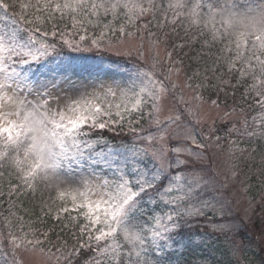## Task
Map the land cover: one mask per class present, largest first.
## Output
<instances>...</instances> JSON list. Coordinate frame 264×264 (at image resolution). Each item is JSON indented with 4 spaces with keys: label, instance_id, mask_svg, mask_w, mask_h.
I'll return each instance as SVG.
<instances>
[{
    "label": "snow or ice",
    "instance_id": "obj_1",
    "mask_svg": "<svg viewBox=\"0 0 264 264\" xmlns=\"http://www.w3.org/2000/svg\"><path fill=\"white\" fill-rule=\"evenodd\" d=\"M16 8L20 12L9 15ZM29 9L40 15L29 18ZM0 10L11 21L0 28V168L12 171L30 198L39 199L37 188L56 191L66 213L65 197L70 196L72 211L85 221L75 225L80 234L72 251L57 246L56 253L49 251L46 264H166L179 248L196 243L185 242L184 229L220 203L209 187L215 189L216 183L223 187L217 176L196 168L202 152L220 144L216 120L232 115L227 105L220 114V93L227 97L231 89L235 97L243 87L251 102L259 105V131L245 119L242 127L233 125L229 135L264 139V0H35L34 4L0 0ZM169 11L176 21L183 18L197 26V35L210 33L211 41L204 40L202 47L215 48L213 66L221 59L228 66L223 76L208 81L217 99L205 112H201L202 95L192 98L199 103L185 100V107H180L170 74L146 64L143 52L130 69L103 60L90 64L86 57L57 59L64 47L128 56L113 47L111 37L133 36L129 29L139 20L151 17V24L158 13L167 20ZM57 13L61 20L71 19L74 28L77 17L81 25L95 18L99 36L90 43L81 36L88 45L82 47L65 39L64 31L53 24L50 40L41 25ZM109 15L112 20L102 24ZM156 42H161L159 37ZM167 55L171 61L172 53ZM117 71L126 77L102 79ZM74 77L93 83L77 85ZM145 120L150 124L146 134L137 130ZM96 129L115 132L118 142H109ZM13 188L20 192L21 184L10 182L9 191ZM214 231L223 232L225 226L215 225ZM41 236L48 239L47 232L33 233V239L0 233V264H22L25 253L44 252Z\"/></svg>",
    "mask_w": 264,
    "mask_h": 264
},
{
    "label": "rangeland",
    "instance_id": "obj_2",
    "mask_svg": "<svg viewBox=\"0 0 264 264\" xmlns=\"http://www.w3.org/2000/svg\"><path fill=\"white\" fill-rule=\"evenodd\" d=\"M4 2L11 4L13 3V0H4ZM16 2L28 3L29 0H16ZM31 3L34 4L35 0H31ZM15 10L17 9H12V11ZM29 11L32 12L31 9H29ZM33 13L35 15H33L32 18L40 15V13L37 12ZM27 14L28 13H26V15ZM44 15L47 14L45 13ZM157 15L158 19H152L151 24H148V20L151 19V17H148L147 19L139 20L136 27H130L129 30L134 33L133 36H120L118 40L115 37H111L114 42L113 47H120L123 52L129 53L128 56L117 57L114 55V51L112 50L101 51L93 49L86 52L81 51L80 53H86L82 57L88 58L87 62L90 64H96L103 60L105 63L118 64L122 65L124 68L130 69L132 61L137 59L140 52H143L146 64H155L157 72L163 71L164 74H170V83L176 85V87L173 89V94L180 107H185V100L191 101L193 104L199 103V101H195L192 98L193 96L202 95L203 103L201 112L207 111L212 107L211 100H216L217 97L213 96V91L208 92V94L204 93V88L210 89V87L207 86L208 81H215L219 78L216 75L213 76L211 72L208 73L207 70H214L216 68H225L228 70L227 64L223 59H221L217 65L213 66L212 56L213 54L218 55L214 47L211 48V51L208 47H203V50H194L195 54L197 55V60L200 62V68L203 69V71L206 70V72H203L202 74L201 70L199 69V72H193V75L190 77L186 70L182 68L181 61L178 60V56L181 55L177 53V49H174L175 53L172 55V59L170 61L167 55L169 53L168 48H166L164 44H177L178 47L174 48H184L185 44L189 43L191 39L203 38L205 40L211 41V34L209 33L203 36H196L199 32V28L195 25L190 26L189 23H187L183 18L179 21H176L171 11H169L167 14V20H165L160 13ZM54 20L59 25L60 29L64 31L65 39H68L73 43L80 44L82 47H87L88 45L84 41H81V36H84L85 41L88 43H90L92 38L99 36L100 28L95 25V18H92V23H88V21L85 20L83 25H81L80 18L77 17L75 28L73 27V21L71 19L66 17L65 19L61 20L59 13L56 14V18ZM111 20L112 16L109 15L107 18L102 20V24H107ZM3 21L4 16L0 15V25ZM145 24H148L147 28L143 27ZM0 28H4V26H0ZM104 31L107 34V29H104ZM149 33H152V35H149ZM165 34H167V36H165ZM157 37L160 38V43L156 42ZM181 37H186L184 39V43L181 42V40L178 42V39H181ZM59 39L60 36L58 35L57 40ZM107 39H109L108 35L105 37V40ZM194 42L198 41L195 40ZM203 42H200L196 45L190 43V45L198 47L200 45L202 46ZM232 47L235 48V45L233 44ZM63 49V51L73 52L67 47H64ZM241 50L243 51L244 49L242 48ZM225 55L229 56L231 54L225 53ZM161 65L163 68H161ZM126 75L127 73L117 71L111 76L102 77V79L110 82L113 78L121 79L126 77ZM197 75L199 78H197ZM206 77H208L209 80L208 78L205 79ZM228 79L230 80L231 78ZM73 80L77 85H79L81 81L84 83H93V81L89 80L87 77H82L81 80H77L74 77ZM202 82L205 85L203 88L199 87ZM95 83L98 85L99 82L97 81ZM189 84L192 85V87H188ZM92 90L93 89L91 87L87 88L88 92H91ZM211 94V99H208ZM247 101V105H250L251 99L248 98ZM168 103H172V101L169 100ZM219 103L220 114H223L225 105H227V111L231 112L232 115L224 120L217 119L214 125L215 128L221 126V124H224V127L229 130L233 127V125H235L237 128H240L246 119V114H251L252 116L250 117L248 123L250 125L254 123V127L257 129V131H259V105H257L255 108V113H247L246 110H244L242 114H240V111L235 110L233 112L235 107H231V105L227 104L225 100H219ZM148 110V108H145V113H147ZM113 113H115V109H113ZM212 114L216 115L215 109H212ZM145 122L147 123V128L144 126L140 128L139 126L137 130L140 131L143 129V132L146 134L147 131L150 130V124L146 120ZM208 125L213 126L211 121L208 122ZM128 127V125L125 127V132H127ZM219 132L220 130L217 129L216 134ZM104 133L106 134L104 135L106 137H109L110 135L115 137L116 135L115 132H109L108 130ZM205 133H208L207 127L203 128V134ZM130 138L131 134L128 133L126 139ZM227 138L228 141L225 143H220L219 146L213 145L208 148L206 153L202 152V158L197 160V170L210 172L211 174L217 176L218 180L223 183V187H221V183H216L215 189H213L211 186L209 187V193L212 196H215L220 201V203L216 204L214 209L209 210L205 217H199L202 220H198L197 218L192 219L191 228L184 229L185 242H187L189 239L186 235L190 232L196 233L197 230H202L200 231L202 233L206 231L211 232L208 234H201V237L197 239L190 238L194 239L196 243L190 245L187 249L179 248L177 252L166 258V264H251L252 261H256V252L252 248L253 242L251 244H244V238L235 237V239L231 240V242L221 243L215 237H212V234L219 232L214 231L215 225H224L226 229L224 232H227L231 229L241 228V222H244L245 224L248 222L251 224L253 217H255L257 214H260L257 213L256 207L258 203L254 199L260 190V197H264V190L262 191L258 183L252 181L250 178L251 176L254 177L253 175H264L262 167L256 165L257 163L264 162V139H260L259 136L241 137L236 133H232ZM117 139L119 140V137H116L114 140ZM233 165H235L234 168L232 167ZM2 170L3 172L0 171V174H2L0 175L1 184L6 182L12 183L13 181L19 184L18 182L20 181L17 180L16 175L12 171L6 170L5 168H2ZM20 183L22 184V182ZM24 189L26 191L25 200L32 210H43L47 213L55 215L63 212V201L56 191H51L43 187L37 188V196H39L38 199L36 196L30 198L27 194L28 190L26 188ZM65 199L69 201L66 206L69 209H72L70 196L65 197ZM260 217H262V214ZM15 232L16 230L13 228V226L9 224V222H5L2 216H0V233H3L5 236H7L9 233ZM247 236L248 238L256 240L259 245L264 247V233H257L256 235L250 233V236ZM40 239L44 240V237L41 236ZM46 249L49 250L48 247H45L44 252L35 251L25 253L22 264H30V262L31 264H46L50 251H47ZM72 249V247L67 246L65 250L66 252H71Z\"/></svg>",
    "mask_w": 264,
    "mask_h": 264
},
{
    "label": "trees",
    "instance_id": "obj_3",
    "mask_svg": "<svg viewBox=\"0 0 264 264\" xmlns=\"http://www.w3.org/2000/svg\"><path fill=\"white\" fill-rule=\"evenodd\" d=\"M185 39V38H184ZM183 38L178 39L179 40H184ZM177 49V52L179 53L180 51H182L180 53V55L184 54V51L182 50L183 48H175ZM184 49H190L188 47L185 46ZM192 50V49H191ZM188 55L192 54V59L191 61H194L193 59H195V54L192 53V51L187 53ZM193 67L191 66V69H196L197 66H199V63H192ZM211 74H213V76H223L225 73L220 71V70H210ZM209 73V72H208ZM225 78V77H224ZM215 79V77H214ZM242 88V87H241ZM242 90V89H241ZM217 95V94H216ZM245 99V94H243L241 91L236 90L235 91V97H233V92L231 89L228 90V94L227 97H225L224 93H220V100H225L226 102H233L236 106L241 107L242 106V100ZM257 214L255 217H253L251 224L250 223H242V229L237 230V232H222L219 234L218 237H220L222 239V241L225 240H232V238L237 237V238H244V244H251L253 242L252 248L255 250L256 252V261L255 263L257 264H263L264 263V247H262L261 245H259V243L256 242V240H253L252 238H248L247 235L250 236V233L252 234H263L264 233V198H261V200L259 201L258 205H257ZM262 214V217H260V215ZM33 219L36 222H39L38 225H41L42 227H44L45 230L50 229L52 226H56V228L54 230H52L49 234H50V239L46 242V246L51 247L53 252H57V246L60 249H65L66 247L64 246V243L66 241L69 242V240L67 238H70L71 235H73L74 237L78 238L79 236V228L75 227V223H71V224H67L72 226L73 228H67L66 222H62L61 224H55L52 225V219H49L47 216H45L44 218H41L40 215H33ZM65 220V219H64ZM85 222L82 220L80 222H78V224H84ZM66 225V227H65ZM50 231V230H49ZM257 233H254V232ZM192 235V234H191Z\"/></svg>",
    "mask_w": 264,
    "mask_h": 264
}]
</instances>
